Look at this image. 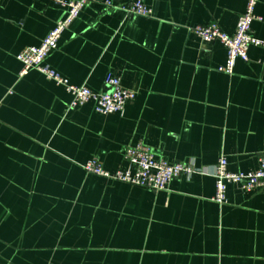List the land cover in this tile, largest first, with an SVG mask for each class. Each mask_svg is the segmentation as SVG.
I'll list each match as a JSON object with an SVG mask.
<instances>
[{
    "label": "crops",
    "instance_id": "crops-1",
    "mask_svg": "<svg viewBox=\"0 0 264 264\" xmlns=\"http://www.w3.org/2000/svg\"><path fill=\"white\" fill-rule=\"evenodd\" d=\"M151 17L87 5L46 63L96 93L118 77L136 97L100 115L32 70L18 55L38 47L67 10L52 0H0V264H264V190L227 188L211 175L251 172L264 154V46L233 75L218 71L227 49L190 28L234 35L245 0H143ZM252 25L264 40V0ZM144 144L169 163L209 174L166 190L85 170L97 159L126 171L124 150Z\"/></svg>",
    "mask_w": 264,
    "mask_h": 264
},
{
    "label": "built area",
    "instance_id": "built-area-1",
    "mask_svg": "<svg viewBox=\"0 0 264 264\" xmlns=\"http://www.w3.org/2000/svg\"><path fill=\"white\" fill-rule=\"evenodd\" d=\"M55 4L67 10L64 19L57 22L55 27L38 47L24 49L18 60L22 64L20 77L36 70L42 73L48 80L58 86H62L72 100L69 109H76L88 103H93L95 111L100 115L124 113L128 102L133 101L136 93L122 85L118 77H109L106 80V89L96 93L85 86L73 85L55 70L47 65L49 55L58 48L64 32L79 17L81 11L89 4L98 3L106 9H117L128 16L151 17L153 11L143 0H52ZM246 8L239 18L234 35H228L219 25L213 23L206 26L190 28L191 33L205 43L220 42L227 49L225 65L218 71L227 75H233L238 60L249 61V49L252 46H264V40L253 36L252 25L255 21H262L256 13L259 0H245ZM124 159L128 164L126 171L109 172L105 170L97 159L86 163L85 170L105 178L114 179L134 186L148 188L153 191H164L168 185L180 178H191L194 174H209L208 171L198 170L193 163H169L157 158L153 151L144 144L135 147H127L124 150ZM211 175L216 180V194L214 201L219 204L227 202V188L230 184L238 185L243 191L256 192L264 190V154L260 158L259 167L255 171L230 172L228 161L221 158L214 167Z\"/></svg>",
    "mask_w": 264,
    "mask_h": 264
}]
</instances>
